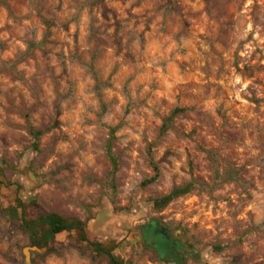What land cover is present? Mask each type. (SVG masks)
I'll return each mask as SVG.
<instances>
[{"label":"rangeland","instance_id":"374dc122","mask_svg":"<svg viewBox=\"0 0 264 264\" xmlns=\"http://www.w3.org/2000/svg\"><path fill=\"white\" fill-rule=\"evenodd\" d=\"M14 197L129 264H264V0H0V209ZM151 222L175 258L142 242ZM27 247L0 211V264ZM54 247L30 264H106L72 233Z\"/></svg>","mask_w":264,"mask_h":264},{"label":"trees","instance_id":"16d2710c","mask_svg":"<svg viewBox=\"0 0 264 264\" xmlns=\"http://www.w3.org/2000/svg\"><path fill=\"white\" fill-rule=\"evenodd\" d=\"M182 112H185V108H174L163 120L160 129L161 133H164L168 129L171 120ZM115 130L116 127L110 128V137L105 145V155L111 163L113 171L117 169L118 165L116 156L112 153L111 148V141L114 138L113 134ZM28 131L34 140L33 146L36 148L41 131L31 127L28 128ZM149 163L152 167L153 175L144 179L141 182L142 186L155 182L159 176V169L152 156H149ZM192 188L193 182H188L173 188L160 197L151 198L150 200L156 210H161L172 200L189 193ZM0 211L9 221L17 225L18 228L26 234L31 246L45 248L46 253H53L56 251L54 247V237L56 234L65 231L67 233H72V237L76 242L87 244L95 256L104 258L106 264H129L113 252L117 247L116 242L112 240L91 241L88 238L85 221L77 218H63L56 213L46 212L36 202L35 198L25 203L20 198L14 197L13 204L0 209ZM176 244L178 250H180L182 244L178 242H176Z\"/></svg>","mask_w":264,"mask_h":264},{"label":"flooded vegetation","instance_id":"af4514ba","mask_svg":"<svg viewBox=\"0 0 264 264\" xmlns=\"http://www.w3.org/2000/svg\"><path fill=\"white\" fill-rule=\"evenodd\" d=\"M141 237L143 243H148L159 254L160 258H175L178 254V248L175 241H173L167 231L157 224L151 222L144 226L141 230ZM158 246V247H157Z\"/></svg>","mask_w":264,"mask_h":264},{"label":"water","instance_id":"95a60500","mask_svg":"<svg viewBox=\"0 0 264 264\" xmlns=\"http://www.w3.org/2000/svg\"><path fill=\"white\" fill-rule=\"evenodd\" d=\"M29 250H38V248L33 246V247H27V248L24 249L23 254L25 256L26 264H30V262H29Z\"/></svg>","mask_w":264,"mask_h":264}]
</instances>
